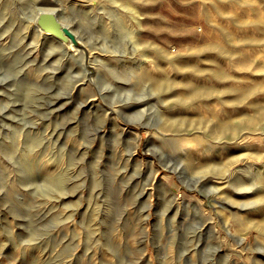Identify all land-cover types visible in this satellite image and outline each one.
<instances>
[{"label": "rangeland", "instance_id": "1", "mask_svg": "<svg viewBox=\"0 0 264 264\" xmlns=\"http://www.w3.org/2000/svg\"><path fill=\"white\" fill-rule=\"evenodd\" d=\"M0 264H264V0H0Z\"/></svg>", "mask_w": 264, "mask_h": 264}, {"label": "water", "instance_id": "2", "mask_svg": "<svg viewBox=\"0 0 264 264\" xmlns=\"http://www.w3.org/2000/svg\"><path fill=\"white\" fill-rule=\"evenodd\" d=\"M35 24L40 29L41 32L50 33L53 36V38L62 42L64 45H72L73 47H82V48L84 47L78 41L76 35L71 32L70 28L64 25L58 19L56 13L54 12L45 11V10L39 11L35 18Z\"/></svg>", "mask_w": 264, "mask_h": 264}, {"label": "bare ground", "instance_id": "3", "mask_svg": "<svg viewBox=\"0 0 264 264\" xmlns=\"http://www.w3.org/2000/svg\"><path fill=\"white\" fill-rule=\"evenodd\" d=\"M80 2H82V3H86V2H88L89 0H79ZM75 8H77L76 7V5H70V6H67V7H62V12H63V14H66V15H69L70 14V12H71V10H73V9H75ZM58 16V15H57ZM32 23V22H31ZM33 23L35 24V19H34V21H33ZM31 25V24H30ZM81 26V25H80ZM82 27H84V26H82ZM34 28L36 29V31H37V33H38V35H40V37L43 39V40H45V39H47V37H53L50 33H48V32H41L40 31V29L36 26V25H34ZM84 29V28H83ZM55 39V38H54ZM58 41V40H57ZM59 43H60V45L62 46V47H64L65 48V50L68 52L67 54H68V56H70L71 57V55H79V57L78 58H76V59H78V61H79V63H81V67L83 68L82 69V72H83V74H84V76L86 77V80L87 81H89V83H93V79H92V77H89L88 76V73L89 72H87V70L83 67V59H84V57L86 58H90L91 56H92V53H91V51L90 50H87L86 51V49L83 47H73L72 45H64L62 42H60V41H58ZM87 52V53H86ZM86 53V54H85ZM87 55V56H86ZM67 58V57H66ZM72 58V57H71ZM70 58V59H71ZM71 61V60H70ZM75 62V61H74ZM72 64V63H71ZM91 64H92V62H91ZM93 65V64H92ZM140 65V64H139ZM138 65V66H139ZM137 66V67H138ZM142 66V65H141ZM96 84V83H95ZM130 155H132V153L130 154ZM140 172V171H139ZM138 172V173H139ZM142 173V172H141ZM149 173L151 174V177H152V179H153V174L155 173V170H154V168H152V167H150L149 168ZM150 177V178H151ZM153 181V180H152ZM150 185H152V184H150ZM155 185V184H154ZM158 185V184H157ZM156 185V186H157ZM160 187V186H159Z\"/></svg>", "mask_w": 264, "mask_h": 264}]
</instances>
